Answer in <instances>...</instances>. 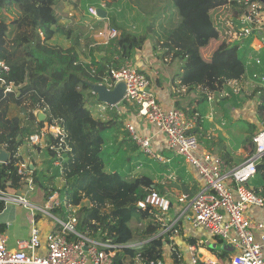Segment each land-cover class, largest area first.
<instances>
[{"label": "trees", "instance_id": "16d2710c", "mask_svg": "<svg viewBox=\"0 0 264 264\" xmlns=\"http://www.w3.org/2000/svg\"><path fill=\"white\" fill-rule=\"evenodd\" d=\"M61 1L77 0H0V61L9 68L8 73L0 75L4 81H0V151H5L10 161L8 166L0 167V189L22 188L17 173L21 160L17 155L19 148L29 135L46 130L56 121L65 133L71 153L63 162L61 172L64 185L58 196L62 205L54 208L52 214L64 217L63 203L80 205L75 225L78 232L87 233L91 238L109 239L121 246L128 245L135 237L136 242H143L137 247L116 250L114 264H123L127 258L134 260L137 254L141 263L156 262L162 258V238H154L159 224L147 213L137 211L135 203L152 191L161 195L163 191L148 176L129 178L131 169L143 164L147 156L131 141L123 120L115 114L106 121L92 116L86 104L98 102L90 85L102 83L109 69H118L125 60L131 59L152 34L154 45L164 51L162 57L176 63L178 72L174 76L178 77L180 89H188L185 103L175 94L179 97L175 108L187 118L197 115L190 134L196 135L199 144L209 146L213 140L206 136L207 96L215 94L214 104L223 109L228 104L237 109L238 102L254 100L258 121H263L264 86H255L252 75L264 76V69L250 68L251 76L246 78L249 64L242 49L243 40H236L230 34L233 27L228 24L231 17L239 18L242 14L232 1L165 0L157 17L161 16L166 28L162 20L157 32L153 25L142 33L127 31L117 23L116 13H111L109 27L117 31V36L106 45H90L88 61L80 58L77 38L68 48L50 43L55 35L70 38V31L58 24L55 13ZM79 1L83 4L103 1L114 8L120 3V0ZM99 53L102 57L97 59ZM230 81H236L237 93L231 90ZM9 84L16 89L5 93V86ZM249 84L252 89L247 93L245 87ZM219 92L224 96L219 98ZM247 125L248 136L243 145L246 158L254 152L252 137L256 132L254 124ZM217 145L219 155L226 162L232 161L226 147L220 142ZM109 166L111 169H107ZM160 170L166 171V168ZM56 176L57 170L53 175L43 170L33 174L34 184L45 199L57 190ZM246 187L264 196V156ZM83 201L87 204L82 205ZM132 221L143 225L131 227ZM220 257L225 258L226 253L222 252Z\"/></svg>", "mask_w": 264, "mask_h": 264}, {"label": "built area", "instance_id": "2783aa9c", "mask_svg": "<svg viewBox=\"0 0 264 264\" xmlns=\"http://www.w3.org/2000/svg\"><path fill=\"white\" fill-rule=\"evenodd\" d=\"M229 1L239 6L242 11L239 18L229 19L228 24L233 27L230 34L234 35L236 40L249 38L258 40L260 45L257 48L261 49L264 46V1ZM98 9L106 12L105 18L97 15ZM114 12H119L118 7H108L105 3L86 5L84 16L87 18L86 24L89 29L94 30L101 23L103 25L101 30L96 31L101 42L95 44L106 45L117 36L114 28L106 29V25H109L108 15ZM247 58L257 65L260 64V60L253 58L251 54ZM8 71L9 68L0 61V75ZM153 75L156 76V73ZM252 77L256 79L255 86H264V76L253 74ZM0 81L4 83L1 76ZM120 82L125 85L122 101L114 106L95 104L91 107L97 117L95 119L106 121L111 118V114L121 118L124 116V108H132L134 118L152 127L155 134L163 135L166 147L192 168L202 185L194 196L182 193L176 197L175 202L152 191L135 203L137 211L147 213L153 222L159 224L154 237L169 238V244L164 243L168 247L167 256L149 264H264V222L253 221L251 214L252 209L260 211L264 208V198L246 187V184L255 177L257 165L264 156V120L252 137L254 152L242 163L230 166L219 155L202 148L196 136L190 134L197 115L187 118L181 110L160 103L152 90L150 77L137 68L132 59L125 60L118 69H109L108 76L99 84L111 90ZM229 86L234 93L238 92L236 81H230ZM15 89L13 84H9L5 86L4 92L10 93ZM218 95L220 98L224 93L219 92ZM214 96L216 95L209 94L207 101L210 103ZM124 128L138 150L149 160L169 161H164L155 153L152 136L139 134L133 122H125ZM25 146L34 152L35 162L29 156L23 155ZM69 153L71 150L66 144L65 133L56 121L49 124L46 130L29 135L23 147L19 148L17 155L21 160L17 173L21 177L22 188L0 189V202L3 203V209L7 206L31 209L28 214L30 232L26 240L17 242L16 250H10L6 236L0 231V264H114L116 250L143 244L136 242L121 246L113 244L109 239L91 238L87 233L78 232L75 225L80 205L65 206L63 203L66 209L65 216L52 214L54 208L62 205L58 191L64 185L61 172L63 162L68 159ZM9 162L7 154L6 161L0 160V167L8 166ZM41 163L45 165L39 168ZM141 166L139 164L135 169L139 170ZM41 170L49 175H53L55 170L58 171L55 178L57 190L46 199L33 180L34 172ZM129 178L132 176L129 175ZM56 181L62 186L58 187ZM35 189L40 192L41 207L30 204L27 197L20 195L23 191L25 195H30ZM46 203L49 204L48 207L45 206ZM86 204L87 202L83 201L82 205ZM43 215L54 220L44 232L38 227ZM184 223L193 232L219 240L228 249L225 252L226 257H220L221 252L211 259H203L193 245L187 247L186 255L178 252L170 243V237H179L180 227ZM1 225L3 223L0 220V227ZM142 225L143 222L137 224L138 227ZM199 244L203 242L199 241ZM123 264L144 263H141L140 255L137 254L134 260L127 258Z\"/></svg>", "mask_w": 264, "mask_h": 264}, {"label": "crops", "instance_id": "0c3cea01", "mask_svg": "<svg viewBox=\"0 0 264 264\" xmlns=\"http://www.w3.org/2000/svg\"><path fill=\"white\" fill-rule=\"evenodd\" d=\"M115 13V12H114ZM106 24V23H105ZM99 25H102L99 24ZM72 45V44H71ZM70 45V46H71ZM260 44L258 43V40H252L251 38L243 40V46L242 49L245 51L246 55V60L249 61L248 64V73L246 74V78L251 75L250 74V68L251 69H258L259 71L264 69V46H262L261 49H258L257 46ZM69 46V47H70ZM68 48V47H67ZM164 51L161 50L159 47L155 46L154 44L152 46H145L143 47L142 50L136 52L132 56V60L137 68H139L141 71H144L146 75L150 77L151 80V86L152 90L154 91L157 99L159 100L160 103L163 105L169 107V106H174L175 101L179 97H175V94H179L180 98L179 100H182L184 103L188 100V96H186V93L188 92V89H180L179 83H178V77L174 76L178 72L177 70V65L174 61H172L169 57L168 58H163ZM252 55L253 58H258L260 60V64H256L253 60H248V55ZM97 59L102 57V53H99L96 55ZM81 58V56H80ZM81 60L83 61H88L89 58H84ZM161 71H160V69ZM159 69V70H158ZM159 71V72H158ZM256 72V71H255ZM153 73H156V76L153 75ZM258 73V72H257ZM174 76V77H173ZM181 91V93H179ZM216 100V96H214V100H212L210 103L208 102L207 106V113H206V120L208 123V129L206 136L209 138L208 130L211 128L212 121L211 119L213 118V114L216 115L217 113H225L227 111V114L230 115V111L233 109L234 113H239V111H243L249 108L248 104H251L253 107H255V102L253 101L252 103H246L243 104L242 102H238V108L234 109L232 105L228 104L224 106V109L221 108L219 105H215L214 102ZM218 100V99H217ZM213 102V103H212ZM90 107H93L94 105H89ZM252 109L254 110L255 108ZM229 108V109H227ZM89 109V108H88ZM231 109V110H230ZM90 110V109H89ZM233 113V114H234ZM226 114V115H227ZM254 114L256 116V113L253 111L251 112V117L250 119H247L246 121V131L248 133V125L247 123H252L256 127V132L260 129L262 121L257 120V117H254ZM124 116L119 118L120 120H123V126L125 122H133L134 126L136 128V131L139 134L146 135V136H152V147L155 153L162 157L164 161L169 160L168 162H158V161H152L155 163V169H157L158 173L157 175H162L164 176L162 179L159 181H153L157 186L161 188L163 191L164 196H166L170 201L175 202L176 198H172L174 193L182 194L186 193L189 194L190 196H194L199 190L200 187H202L198 177L192 170V168L187 165L184 160L176 155L169 150L166 147V141L163 135H157L154 133L152 127L146 125L142 121L136 120L134 118V110L132 108H124ZM253 118V120H252ZM227 121V120H225ZM255 132V133H256ZM247 133L245 136H247ZM210 134V133H209ZM196 136V135H195ZM211 136L213 134L211 133ZM246 138V137H245ZM245 140V139H244ZM201 147L205 150L210 151L211 153L215 155H219L218 152H215L213 149V146L211 144L209 146H205L203 143H200ZM215 145V144H213ZM218 146V145H217ZM227 149L228 152H230L231 157L234 154V150H230V143H228V146L224 145ZM244 148V147H243ZM237 150V149H236ZM244 153V152H243ZM220 156V155H219ZM246 157V153L244 154ZM221 157V156H220ZM36 160V157L33 158V161ZM146 161H149L147 158ZM151 161V160H150ZM244 160H242L239 163H235L232 159V161H227V163L232 165H238L242 163ZM35 162V161H34ZM151 162V163H152ZM176 165H174V163ZM142 165V164H141ZM137 166V164H136ZM135 166V168H136ZM142 167V166H141ZM132 168L131 172L128 175L132 176L136 174L138 169ZM162 168H166L165 170H160ZM135 177V175H134ZM136 178V177H135ZM150 178V177H149ZM151 179V178H150ZM164 179L167 180L166 184L163 182ZM172 180V181H171ZM175 186H180L183 187V189H176ZM261 188V187H260ZM177 195V196H178ZM176 196V197H177ZM261 197V196H260ZM264 198V196H263ZM18 208L20 207H13V206H7L5 209L2 210L0 220L3 223L0 227V231L6 236L7 238V246L10 250H16L17 249V242L26 240L29 236L30 232V224L28 220V213L26 214V220H27V227L23 229V232H19L17 230V225H18ZM251 214L253 217V221H263L264 222V208L260 211H257L256 209L251 210ZM8 222V225L6 223ZM183 225V226H182ZM180 229V236L179 237H170L171 238V244L177 249L178 252H181L183 255H186L187 253V247L189 246H196L198 255L203 258V259H211L215 257V255L220 254L221 252H227V248L225 247L226 250H216V246L222 245L219 243V240L216 239H211L209 237L203 236V234L199 232H193L191 231L187 225L184 223L182 224ZM188 228V229H184ZM155 238V237H154ZM162 238V237H161ZM168 237L162 238V257L167 256V250L168 247L164 245V243L169 244L168 242ZM210 240V244L208 245L209 247L205 246L206 240ZM258 240V239H257ZM199 241L203 242V244H199ZM205 246L206 248H203L202 246ZM223 246V245H222ZM224 247V246H223Z\"/></svg>", "mask_w": 264, "mask_h": 264}, {"label": "rangeland", "instance_id": "374dc122", "mask_svg": "<svg viewBox=\"0 0 264 264\" xmlns=\"http://www.w3.org/2000/svg\"><path fill=\"white\" fill-rule=\"evenodd\" d=\"M165 0H120V3L117 5L119 12L116 13V19L117 23L119 25H122L124 28L127 29V31L130 32H135V33H142L145 31V29L149 25H153L155 27L156 32L159 31V24L160 21L163 19L160 17H157L160 13V8L162 9L165 5L163 3ZM98 3H105L103 1ZM90 3H81L79 0L76 2L73 1H61L56 7H55V13L56 16L58 17V24L65 27L68 31H70V38L66 37L64 35H55L53 39L50 41L51 44L60 46L62 48H67L69 47L75 38H77V50L79 52V55L81 56L82 59L86 58L88 54V47L90 45H93L95 43H100L101 39L96 35V31L101 30L103 28V25H98L94 30H90L89 26L86 24L87 18L84 16V10L86 8V5ZM106 4V3H105ZM169 5V3H168ZM172 6V5H171ZM164 24L163 27L166 28L165 21L163 20ZM106 29H110L109 25H106ZM155 43V36L152 34L149 36L146 44L147 46H152ZM160 69V68H159ZM158 69V70H159ZM161 71V69H160ZM159 72V71H158ZM246 92L250 93L252 89V85H247L245 87ZM246 101V99H244ZM252 102L254 100H251ZM250 101V102H251ZM248 102V101H247ZM213 103V102H212ZM243 104H246L243 102ZM89 104H86V107L91 109ZM249 108L243 111H239V113H234V110L230 109V115L225 113H217L216 115L213 114V118L211 119L212 121V126L208 130V136L213 140V149L215 152H218V146L217 143H221L222 145L228 146V143H230V150H234V154L232 156V159L235 163H239L242 160H244L246 157L244 154H247L246 148H243L244 139L245 137L248 136V133L246 131V120L250 119L251 117V112L253 111L256 113L255 109H252V105L248 104ZM255 108V107H253ZM229 109V108H227ZM91 113L93 114L94 118H97L93 108L91 109ZM234 113V114H233ZM254 117L256 118L257 116ZM227 120V121H225ZM253 120V118H252ZM258 120V118H257ZM259 122V121H258ZM210 133V134H209ZM211 133L213 136H211ZM247 133V136L245 134ZM206 145L205 143H203ZM26 149L29 151L26 152ZM237 149V150H236ZM244 152V153H243ZM219 153V152H218ZM29 156L30 158H34L35 154L32 151V149L28 147L23 148V155ZM152 161H145L142 164V167L138 170L135 175V177L139 176H148L150 177L153 181H159L162 179L164 176L162 175H157L158 171L155 169V163ZM45 165V163H43ZM42 163L38 166L39 168L44 167ZM114 166V165H112ZM112 166H109L107 169H111ZM133 175V178H135ZM172 181V180H171ZM165 184L167 182L166 179L163 181ZM56 185L58 187H61L62 184L59 181H56ZM176 189L180 190L183 189V187L180 186H175ZM179 192L174 193L172 198H176ZM20 195L27 197L29 200V203L41 207V199H40V192L35 189L33 193L30 195H25L24 191L20 193ZM31 209H26L20 206L18 208V225H17V230L19 232H23V229L27 227V220H26V214L30 212ZM52 223H54L53 219L48 218L46 215H43L39 222H38V227L42 232H44L48 226H50ZM140 222H135L132 221L130 223L131 227H135L136 224ZM25 226V227H24ZM137 238L135 237V240H131L127 244H133L136 242ZM138 243V242H137ZM210 244V240H206L205 246L209 247L208 245ZM202 246V245H201ZM205 246H202L203 248H206ZM226 250L225 246L223 247L222 245H217L216 250Z\"/></svg>", "mask_w": 264, "mask_h": 264}, {"label": "water", "instance_id": "95a60500", "mask_svg": "<svg viewBox=\"0 0 264 264\" xmlns=\"http://www.w3.org/2000/svg\"><path fill=\"white\" fill-rule=\"evenodd\" d=\"M96 13L101 18L106 17V12L101 9H98ZM89 88L91 93L96 96L97 102L107 106H114L120 103L125 92V85L122 82L117 83L111 90L100 84H92ZM39 119H41V116H39ZM0 160L3 162L7 160L5 151H0Z\"/></svg>", "mask_w": 264, "mask_h": 264}, {"label": "bare ground", "instance_id": "6f19581e", "mask_svg": "<svg viewBox=\"0 0 264 264\" xmlns=\"http://www.w3.org/2000/svg\"><path fill=\"white\" fill-rule=\"evenodd\" d=\"M45 206H46V207H48V206H49V204H48V203H46V204H45Z\"/></svg>", "mask_w": 264, "mask_h": 264}]
</instances>
